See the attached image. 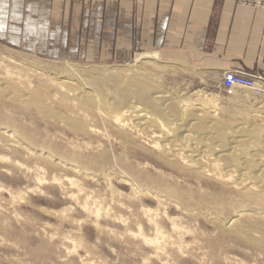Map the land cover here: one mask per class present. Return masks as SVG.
<instances>
[{
  "label": "rangeland",
  "instance_id": "rangeland-1",
  "mask_svg": "<svg viewBox=\"0 0 264 264\" xmlns=\"http://www.w3.org/2000/svg\"><path fill=\"white\" fill-rule=\"evenodd\" d=\"M110 76L130 94L95 97ZM233 90L245 88L161 60L71 62L0 43V264H264V198L225 182L255 181L244 168L264 157V93ZM180 115L212 119L194 128L211 135L173 139L170 160L152 140ZM238 135L227 153L222 139Z\"/></svg>",
  "mask_w": 264,
  "mask_h": 264
},
{
  "label": "crops",
  "instance_id": "crops-1",
  "mask_svg": "<svg viewBox=\"0 0 264 264\" xmlns=\"http://www.w3.org/2000/svg\"><path fill=\"white\" fill-rule=\"evenodd\" d=\"M0 43L87 63L156 59L264 78V9L237 0H0Z\"/></svg>",
  "mask_w": 264,
  "mask_h": 264
},
{
  "label": "bare ground",
  "instance_id": "bare-ground-1",
  "mask_svg": "<svg viewBox=\"0 0 264 264\" xmlns=\"http://www.w3.org/2000/svg\"><path fill=\"white\" fill-rule=\"evenodd\" d=\"M88 70V69H87ZM80 71H82V70H80ZM132 72H135V74H137V71L135 70V69H132ZM83 74H86V73H88V71H86V70H84L83 72H82ZM81 73V74H82ZM100 74H102V73H100ZM139 74V73H138ZM152 75H154V73L152 74ZM78 77L80 78V76L78 75ZM82 77V76H81ZM158 78V77H157ZM156 81V80H155ZM83 83V82H82ZM158 83V82H157ZM157 83H155V82H150V84H151V89L153 90V94H152V97L154 98V99H156L155 101L157 102V104H156V106L158 107V112L160 113V115H169L170 113H168L166 110H165V108H164V105L162 104V103H164V102H159V100H157V98H159V96H161L160 94H159V91L157 90V88H158V86H157ZM127 84V85H126ZM159 84V83H158ZM107 85H108V87H107V89H106V91L104 92V93H99V91L98 90H95V89H93L94 90V92H95V97H97L98 99H100V97L102 98V99H106L108 96H109V94L110 95H114L115 97H117V96H122V95H124L125 97L128 95V94H130V92H129V86L130 85H128V83H126V81L125 82H123V81H119L116 77H114V76H110V77H108L107 78ZM100 87V86H99ZM98 87V88H99ZM88 88V87H87ZM90 89V88H89ZM102 89V88H101ZM248 90V89H247ZM246 92V89L245 90H233L232 91V93H231V98L234 100V99H243V98H245V97H247V94L245 93ZM76 93V92H75ZM81 93V92H80ZM80 93H78V94H75L76 95V97L77 98H80L81 97V94ZM249 96V95H248ZM162 100V99H161ZM218 98L217 97H214V96H212V97H209L208 99H207V105H209V106H211V107H217V105H219L218 104ZM155 101H153V102H155ZM116 102V101H115ZM118 102V101H117ZM187 102V104H188V101H186ZM106 103H108V102H106ZM119 104V103H118ZM88 105H90V106H93L94 105V102L93 103H89ZM108 105H109V103H108ZM107 105V106H108ZM122 105V104H121ZM198 105V104H197ZM200 107V106H199ZM98 108H99V106H98ZM178 108V107H177ZM124 109V108H123ZM152 109V108H151ZM116 110V109H115ZM111 111V110H110ZM131 111V110H130ZM179 111V110H178ZM214 111H216V110H214ZM124 112V111H123ZM123 112H120L119 114H117L116 112L115 113H112L111 115H110V117L112 118V120H113V122L116 124V126L118 127V128H121V127H123L124 126V119H123ZM155 113V112H154ZM214 113V112H213ZM176 114V113H175ZM214 115H215V113H214ZM159 117V116H158ZM161 117V116H160ZM166 117V116H165ZM172 117H174V116H172ZM166 119V118H165ZM153 121H154V119H153ZM167 121L170 123V125H172L173 126V134L171 135V137L170 138H168V139H166V140H163V141H159L158 139H156V137H154V139L152 140V143H153V146L154 147H157L158 149H160L161 150V152H162V154L165 156V157H167V158H169L170 160H172V159H175L178 155H177V151H175L174 149H171L170 147H168L169 146V144H170V142L173 140V139H178V140H183V139H185L187 136H190V135H195V136H200L201 138H206V137H209L210 135H211V132H209V131H206V132H200V133H198L197 131H194V128L196 127H198V126H202V125H205V124H208V126L210 125V124H212V122H213V120L212 119H207V120H205V119H195V118H193V119H190V120H187V119H182L181 118V115H180V118H178V119H173V118H170V117H168L167 118ZM134 122H136V121H134ZM136 123H138V122H136ZM251 123V122H250ZM253 123V122H252ZM140 124H141V122H140ZM150 125V124H149ZM240 125V124H239ZM144 126V125H143ZM142 126V127H143ZM146 126V125H145ZM141 127V126H140ZM146 128V127H145ZM153 128V127H152ZM207 128V127H206ZM214 128V127H213ZM233 128V127H232ZM141 129V128H140ZM147 129H148V127H147ZM146 129V130H147ZM218 129V128H217ZM145 130V129H144ZM250 130V129H249ZM216 131V130H215ZM136 132V131H135ZM134 132V133H135ZM147 132V131H146ZM154 132V131H153ZM236 132H240L239 130H236ZM114 133V132H113ZM152 134V133H151ZM228 134V133H227ZM121 135H123V134H121ZM153 135V134H152ZM223 135V134H222ZM226 135V134H225ZM115 136V135H114ZM226 137V136H225ZM239 137H240V135H238V136H236V137H231V138H227V139H222L223 140V143H224V147L226 146V152L227 153H232V150L236 147V145H237V143L239 142ZM118 139V138H117ZM241 139V138H240ZM199 140V139H198ZM221 140V141H222ZM210 141V140H209ZM261 142V141H260ZM263 142H264V140H263ZM240 143V142H239ZM218 144V143H217ZM117 145V144H116ZM174 145V144H173ZM125 146V145H124ZM217 147V146H216ZM223 147V146H222ZM178 148V147H177ZM218 148V147H217ZM250 149V148H249ZM201 150V149H200ZM236 150V149H235ZM246 150V149H245ZM242 151V150H241ZM256 151V150H255ZM263 151V150H262ZM191 152L192 153H195V152H197L196 150H194V148L192 147V149H191ZM219 152H221V151H219ZM223 152V151H222ZM225 152V153H226ZM246 152V151H245ZM138 153V152H137ZM140 154H142V153H140ZM189 154V153H188ZM196 154V153H195ZM195 154H192L191 155V161H190V163H188V166H189V168L192 170V171H194V172H196V173H205V170L203 169V167H202V165H200L198 162H197V160L196 159H193L195 156H197V155H195ZM198 154V153H197ZM203 154V153H202ZM247 154V153H246ZM250 155V154H249ZM140 156V155H139ZM215 156V155H214ZM217 156V155H216ZM236 157V156H235ZM234 157V158H235ZM147 158V157H146ZM216 158V157H215ZM244 158V157H243ZM257 158V157H256ZM217 159V158H216ZM114 160V159H113ZM150 160V159H149ZM154 160V159H153ZM177 160V159H176ZM240 160V159H239ZM243 160V159H242ZM241 160V161H242ZM156 161V160H155ZM154 161V162H155ZM175 162V161H174ZM178 162V161H177ZM172 163V162H171ZM181 163V162H180ZM221 163V162H220ZM161 164H162V162H161ZM164 165V164H163ZM168 165V164H167ZM166 165V166H167ZM221 165H222V163H221ZM252 165V164H251ZM172 166V165H171ZM182 166V165H181ZM209 166V165H208ZM224 166H226L225 164H224ZM246 166V165H245ZM247 166H248V164H247ZM253 166V168L254 169H251V168H244V170L247 172V174H251V180H252V178H254L255 179V181L252 183V182H244V181H242V180H240L239 179V176H238V178L236 179V180H233V181H230V180H222L221 178H220V180L221 181H225L226 183H228V181H229V183H231V184H233L235 187H237V188H239V190L241 189V191H244V193L245 192H250V193H253V192H255L256 194H258V195H261V196H263V198H264V181H263V178L262 177H264V157H262V158H260V159H258V160H256L255 162H254V164L252 165ZM169 167V166H168ZM207 167V166H206ZM210 167V166H209ZM215 167V166H214ZM222 167V166H221ZM232 167V166H231ZM129 168V167H128ZM239 168V167H238ZM227 169V168H226ZM174 171V170H173ZM176 171V170H175ZM178 171L180 172V170H179V168H178ZM188 171V170H187ZM209 171V170H208ZM216 171V170H215ZM223 171H224V169H223ZM240 171V170H239ZM179 174V173H178ZM182 175V174H181ZM191 176V175H190ZM193 176V175H192ZM121 177V176H120ZM186 177H187V174H186ZM190 178V177H189ZM200 178V177H199ZM241 178V177H240ZM135 179V178H134ZM126 180L128 181L129 179L128 178H126ZM130 182V181H129ZM224 182V183H225ZM135 183V182H134ZM132 184H133V182H132ZM135 185V184H134ZM220 185V184H219ZM253 190H255V191H253ZM225 191V190H224ZM221 193V192H220ZM156 194V193H155ZM237 197H238V195H237ZM242 200V199H241ZM221 201H223V200H221ZM208 204V203H207ZM247 208V207H246ZM238 209V208H237ZM241 209V208H240ZM243 211V210H242ZM244 212V211H243ZM233 215V214H232ZM242 216V213H240V214H237V218L238 217H241ZM239 220V219H238ZM231 221V220H230ZM230 223V222H229ZM243 223H245V222H243ZM222 224V223H221ZM222 226H224V225H222ZM227 227V226H226ZM240 232V231H239Z\"/></svg>",
  "mask_w": 264,
  "mask_h": 264
},
{
  "label": "built area",
  "instance_id": "built-area-1",
  "mask_svg": "<svg viewBox=\"0 0 264 264\" xmlns=\"http://www.w3.org/2000/svg\"><path fill=\"white\" fill-rule=\"evenodd\" d=\"M240 4L250 5L264 9V0H237ZM220 87L224 90H232L242 87L256 94L264 93V78L256 75L226 71L220 79Z\"/></svg>",
  "mask_w": 264,
  "mask_h": 264
}]
</instances>
